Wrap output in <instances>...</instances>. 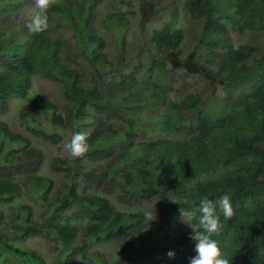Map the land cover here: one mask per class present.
Segmentation results:
<instances>
[{"label": "trees", "instance_id": "trees-1", "mask_svg": "<svg viewBox=\"0 0 264 264\" xmlns=\"http://www.w3.org/2000/svg\"><path fill=\"white\" fill-rule=\"evenodd\" d=\"M103 1L57 0L48 10L49 29L32 33L26 25L38 10L19 20L26 0H0V109L11 98L25 100L30 111L20 114V123L54 144L59 134L34 128L27 118L43 114L65 129L74 121L89 123V150L83 158L103 162L102 171L91 177L129 209L115 207L91 184L79 191L74 179L50 198L54 185L39 172L41 153L0 122V264H46L38 250L15 244L43 234L63 248L51 264H73L78 255L89 264H189L196 242L189 239L191 229L181 227L180 208L198 210L204 199L216 201L225 194L235 215L226 219L217 209L222 231L211 238L229 264H264V51L247 66L252 50L243 53L227 35L228 27L264 30V0H182L187 10L178 13L203 19L199 42L207 53L201 62L196 47L188 61L201 77L218 82L223 96L213 91L206 98L174 95V101L169 95L176 79L169 77L162 59L151 56L147 66L126 69L127 10L113 1L118 10L103 14L97 9ZM162 1L142 0L139 14L143 18ZM155 15L164 21L162 14ZM63 30L65 41L57 36ZM109 35L117 44L114 61L107 51ZM182 38L171 17L150 42L179 54ZM222 50L220 66L211 69L208 62H216ZM72 56L90 67L88 85ZM37 75L61 84L65 116L49 100L29 93ZM84 127L72 128V135ZM51 168L68 172L67 177L73 170L71 179L89 176L79 174L78 159L54 158ZM23 193L43 201V221L34 220L31 207L21 203ZM149 199L151 210L140 209ZM2 206L9 207L8 215ZM146 212L156 213L157 219L143 231ZM94 243L113 246L112 258L89 251Z\"/></svg>", "mask_w": 264, "mask_h": 264}, {"label": "rangeland", "instance_id": "rangeland-1", "mask_svg": "<svg viewBox=\"0 0 264 264\" xmlns=\"http://www.w3.org/2000/svg\"><path fill=\"white\" fill-rule=\"evenodd\" d=\"M113 1L121 4V7L126 8L125 10L127 11L124 15L127 16L130 22L129 30L127 31L128 34L126 35L125 58L126 62H128V67H126V69L131 70L132 68L138 66V64H142L143 68L148 65L151 56H156L165 62L169 77L176 79L173 84V92L169 95V101H174V95H178L181 99H184L187 95L197 93L201 94L203 98H206V96L211 94L213 91L215 96H223L219 83H216L209 78L201 77L195 67H193L188 61L189 54H191L196 47L197 49L194 51V55L200 56L201 62H205L207 53L205 46L199 42L200 29L203 24V19H192L185 11L184 13H178L176 10H187L184 7V2L182 0H163L155 7L147 9L151 11H147L143 18L139 14L141 12L139 6L140 3H142V0H121L122 3L120 0H105L97 5V9L103 14L113 10H118L116 7H113ZM162 8L165 10L164 12L161 11ZM21 10L22 11L18 15L19 20L30 17L35 10H37L34 7V0H26ZM155 12L162 14L164 21H169L171 17H174L176 20L179 29H181L183 33L179 54H172L164 49L156 47L155 44L150 42L153 32L158 30L164 22L158 21ZM134 14L136 15L134 16ZM227 29L228 41H230L234 46H240L243 53L248 54L250 50H252L251 52L253 56L246 61L247 66L251 65L254 59H258L260 57L261 53L264 51V30L237 32L229 27ZM57 36L62 38L63 41L68 39V34L64 30L59 31ZM113 40V37L109 35L108 41L110 46L107 51L111 61H114L117 56V44L116 42H113ZM217 54L218 56L216 58V62L213 63V61H207L211 69H216L220 66L224 51H218ZM72 57L74 66L79 69L80 73H82L83 80L87 83L86 85H88L91 79L89 75L90 67L83 58L77 56ZM29 93L41 99L49 100L51 103L56 105L61 115L65 116V99L63 95V88L60 83L37 75L33 77L31 81ZM29 111V106L25 100L15 97L11 98L7 108L4 110L0 109V122L7 124L8 128L12 132L21 134L28 138L31 146L41 153L39 172L47 178H50L54 185L50 198H54L58 194L57 192L62 189L65 184H69L71 180L74 179L79 187V191L86 184H91L93 185V189L95 191L107 194L110 202L115 207H119L123 210L129 209V206L117 202L112 190H107L102 182H98L91 177L95 172L102 171L103 162L89 161L86 158H71L64 150V145L68 143L72 137V128H80V126L85 125L82 130L90 131L92 127L89 123L74 121L69 129H65L52 125L47 116L43 114L39 117H34L33 120L27 118L30 126L44 130L48 134H59L61 136V140L54 144L33 135L26 129L25 125L23 126L20 123V114ZM181 135L182 132L178 134V136ZM54 158L68 160L70 162H74L75 159H78L80 167H82V169H80L82 171H80L79 174H83V172L86 171L85 175L89 176L83 177L79 175L71 179L73 170H71L68 177L66 175L68 172L63 170H53L51 168V163ZM92 170L94 171L92 172ZM11 172L15 173L14 170ZM21 203L31 207L32 218L34 220L43 221L41 216H47L43 201L35 195L31 193H23ZM152 206L153 205L149 199L146 204L141 205L139 208L142 210H151ZM2 210L6 215L10 212V209L7 206H2ZM14 210H16V206H14ZM181 227L190 228L184 223H181ZM80 240L81 236L79 235L76 239V243H79ZM15 244L21 248L38 250L44 257L46 264H51L63 249L61 244L55 243L52 237L46 234L26 238L23 241L15 242ZM111 248H113V246L108 244L94 243L89 247V251H99L104 254L108 260H110L112 258ZM68 251L69 250H66L65 252L67 253ZM25 264H28V262ZM73 264H89V262L78 255Z\"/></svg>", "mask_w": 264, "mask_h": 264}, {"label": "clouds", "instance_id": "clouds-1", "mask_svg": "<svg viewBox=\"0 0 264 264\" xmlns=\"http://www.w3.org/2000/svg\"><path fill=\"white\" fill-rule=\"evenodd\" d=\"M56 3L57 0H34V7L38 11L26 25L30 32L41 33L49 29L48 10ZM90 136L91 132L87 130L74 133L70 141L64 145L65 152L71 158H83L89 150L88 139ZM217 209L223 213L226 219H231L235 215L231 198L227 194L220 196L216 201L204 199L198 210L180 208V221L190 227L189 239L196 242V255L189 258V264H229V261L224 258L218 242L211 238L214 235H220L222 231ZM197 212L200 213L199 216H197ZM144 218L143 231H147L151 223L157 219L156 213L146 212ZM194 220L197 222L193 223ZM168 256L174 257L175 253L169 252Z\"/></svg>", "mask_w": 264, "mask_h": 264}]
</instances>
